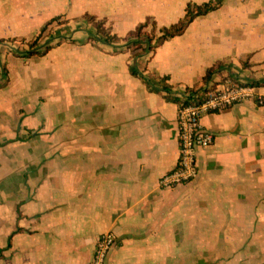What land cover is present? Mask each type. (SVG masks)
Returning <instances> with one entry per match:
<instances>
[{
  "label": "crops",
  "instance_id": "0c3cea01",
  "mask_svg": "<svg viewBox=\"0 0 264 264\" xmlns=\"http://www.w3.org/2000/svg\"><path fill=\"white\" fill-rule=\"evenodd\" d=\"M215 1L154 52L124 47ZM41 33L44 54L10 52ZM0 63V264H91L107 232L106 264H264L262 106L204 116L197 177L158 186L188 90L264 89V0H0Z\"/></svg>",
  "mask_w": 264,
  "mask_h": 264
},
{
  "label": "built area",
  "instance_id": "2783aa9c",
  "mask_svg": "<svg viewBox=\"0 0 264 264\" xmlns=\"http://www.w3.org/2000/svg\"><path fill=\"white\" fill-rule=\"evenodd\" d=\"M41 39L43 36L38 42ZM9 50L15 52L17 49ZM2 72L0 63V75ZM189 99L191 102L187 103ZM247 101H254L264 108V89L258 91L252 83L243 80H226L221 86L207 84L193 95L182 96L176 115L177 162L172 170L159 178L158 186L168 189L195 180L197 151L211 146L214 139L213 134L201 125V119ZM115 240L111 232L101 234L91 264H106Z\"/></svg>",
  "mask_w": 264,
  "mask_h": 264
},
{
  "label": "trees",
  "instance_id": "16d2710c",
  "mask_svg": "<svg viewBox=\"0 0 264 264\" xmlns=\"http://www.w3.org/2000/svg\"><path fill=\"white\" fill-rule=\"evenodd\" d=\"M219 1L204 3L202 5L188 6L186 13L182 19L177 23L171 25L168 28L157 29L153 23L145 22L135 28L134 31L129 33L125 39V48H130L135 51V57L140 55L154 52V50L165 40L181 35L186 27L196 18L207 14L217 8ZM47 30V27L42 29V33ZM42 33L38 35L34 40L28 43V48L23 51L16 50L15 52L23 56L42 55L49 49L47 44H40L39 39L42 37ZM98 41L105 44H111L116 40L112 36H104V38H96ZM134 73V67L131 68ZM211 73V72H210ZM206 76L208 78L209 74ZM161 81H164L161 79ZM254 85V84H253ZM165 89V88H164ZM166 90V89H165ZM191 94L196 93L194 90H188ZM189 99L187 103H190Z\"/></svg>",
  "mask_w": 264,
  "mask_h": 264
},
{
  "label": "rangeland",
  "instance_id": "374dc122",
  "mask_svg": "<svg viewBox=\"0 0 264 264\" xmlns=\"http://www.w3.org/2000/svg\"><path fill=\"white\" fill-rule=\"evenodd\" d=\"M54 41V40H53ZM53 46H54V44H53ZM16 49V48H15Z\"/></svg>",
  "mask_w": 264,
  "mask_h": 264
}]
</instances>
